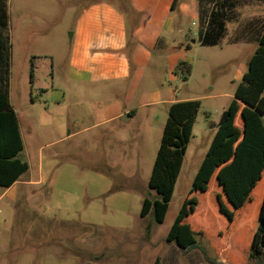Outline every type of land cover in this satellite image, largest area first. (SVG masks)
Returning <instances> with one entry per match:
<instances>
[{"label":"rangeland","instance_id":"obj_1","mask_svg":"<svg viewBox=\"0 0 264 264\" xmlns=\"http://www.w3.org/2000/svg\"><path fill=\"white\" fill-rule=\"evenodd\" d=\"M96 1L115 4L127 19V80L77 83L69 77L73 29L83 6ZM173 1L0 0L11 37L20 158L30 165L13 189L0 187V264H232L216 239L228 222L211 199L212 186L191 221L210 215L214 233L196 225L204 238L196 237L200 247L190 251L167 236L234 107L264 26V0H176L172 10ZM222 5L226 31L217 45H202L200 33ZM179 61L192 65L188 81L173 70ZM189 100H199L201 109L160 224L154 211L141 216L143 202L158 198L150 180L170 107ZM113 106L119 116L107 122ZM236 110L242 129L245 120ZM245 255L234 259L264 264Z\"/></svg>","mask_w":264,"mask_h":264},{"label":"trees","instance_id":"obj_2","mask_svg":"<svg viewBox=\"0 0 264 264\" xmlns=\"http://www.w3.org/2000/svg\"><path fill=\"white\" fill-rule=\"evenodd\" d=\"M221 9L211 13L207 29L200 33L202 45H217L224 35L226 7L222 5ZM7 28V13L0 9V187L8 189L30 170V165L20 158L24 141L11 103V37ZM256 41L258 47L237 87L234 107L218 129L191 193L167 236L168 242L174 241L190 251L200 247L196 237L204 238L202 232L196 231V225L214 233L215 220L210 215L191 221L201 212L202 202L212 186L216 190L211 199L228 222L225 230L215 232L216 239L221 248L228 250L232 264L240 263L234 259L235 255L243 259L246 252L249 260L264 259V26ZM175 72L188 81L192 65L179 61ZM237 106L240 118L245 120L242 129L236 123ZM200 109L199 100L171 105L150 180V188L158 198L144 199L142 217L154 211L156 221L165 222ZM252 218L256 219L255 227L249 225ZM235 236L240 238L237 250L233 246L238 243ZM215 261H219L217 256ZM155 264H160V260Z\"/></svg>","mask_w":264,"mask_h":264},{"label":"crops","instance_id":"obj_3","mask_svg":"<svg viewBox=\"0 0 264 264\" xmlns=\"http://www.w3.org/2000/svg\"><path fill=\"white\" fill-rule=\"evenodd\" d=\"M175 4L176 0L172 2V10ZM80 12L72 33L69 77L77 83L129 79L131 61L126 51L129 45L128 28L122 10L111 2L96 1L84 5ZM159 102L162 101L156 103ZM119 109V106L111 108V112L106 115L107 122L119 116ZM133 112L135 110L130 113ZM17 183L8 190L13 189Z\"/></svg>","mask_w":264,"mask_h":264},{"label":"water","instance_id":"obj_4","mask_svg":"<svg viewBox=\"0 0 264 264\" xmlns=\"http://www.w3.org/2000/svg\"><path fill=\"white\" fill-rule=\"evenodd\" d=\"M130 117H131V115L129 113L128 114H125L124 116H122V120L123 121H128L130 119ZM228 117H229V114H226L224 116V120L222 121L221 124L225 123L227 121Z\"/></svg>","mask_w":264,"mask_h":264}]
</instances>
